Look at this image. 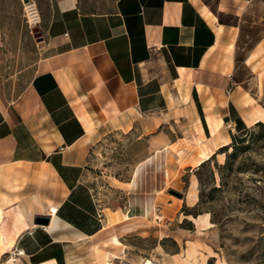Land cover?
<instances>
[{"label":"crops","instance_id":"obj_1","mask_svg":"<svg viewBox=\"0 0 264 264\" xmlns=\"http://www.w3.org/2000/svg\"><path fill=\"white\" fill-rule=\"evenodd\" d=\"M259 4L113 0L109 8L92 11L83 8L82 0L48 1L35 27L40 37L26 67L29 80L16 93L0 85L4 243L19 229L12 246L0 245V264L10 258L12 264H95L90 245L78 249L77 243L91 240L103 227L120 239L138 230L137 223L150 214L149 202L115 211V221L108 224L105 217L107 224L89 234L71 238L64 232L68 223L59 211L104 132L133 133L141 125L168 146L199 141L211 148L217 139L230 143L236 127L254 124L250 113L264 112L255 106L264 96ZM4 46L0 26V56ZM239 67L244 78H237ZM209 119L218 124L215 134ZM174 127L179 136L173 137ZM220 149L214 148V155ZM52 207L58 209L54 227L34 223L37 215L49 216Z\"/></svg>","mask_w":264,"mask_h":264},{"label":"rangeland","instance_id":"obj_2","mask_svg":"<svg viewBox=\"0 0 264 264\" xmlns=\"http://www.w3.org/2000/svg\"><path fill=\"white\" fill-rule=\"evenodd\" d=\"M27 1L35 4L41 15L49 0H0V26L5 40L0 85L12 93L29 80L30 70L26 67L32 63L34 43L40 37L35 27H28L24 7ZM260 1L256 12L263 25L264 0ZM112 2L82 0V6L100 11ZM16 69H20L18 75L10 77V71ZM238 72L237 78H244L242 67ZM255 106L264 110V96ZM262 123L245 129L236 127L229 145L202 166L197 165L204 145L199 141L168 146L167 141L147 135L141 125L133 133L104 132L92 144L85 172L59 211L68 223L65 234L71 238L89 234L105 226L103 219L115 211L135 206L140 209L149 202L150 214L143 215L135 233L123 239L117 236L120 244L111 242L116 237L109 234L112 228L103 227L91 240L77 243V248L87 249L89 244L96 253L95 264H141L144 259L162 264H264ZM173 131V137L180 135L179 128ZM164 146L168 150H162ZM147 158L151 160L146 162ZM138 166L141 169L135 174ZM193 191L197 195L194 204L189 197ZM206 213L207 222L193 220Z\"/></svg>","mask_w":264,"mask_h":264},{"label":"bare ground","instance_id":"obj_3","mask_svg":"<svg viewBox=\"0 0 264 264\" xmlns=\"http://www.w3.org/2000/svg\"><path fill=\"white\" fill-rule=\"evenodd\" d=\"M33 3L31 2V1H29V2H26V3H24V7H25V10L27 11V12H29L30 13V10H32L33 9ZM250 120H249V123H251V122H254V124H256L257 122H264V112H259V111H256V112H252V113H250ZM263 119V120H259V119ZM258 119V120H257ZM209 123H210V128H211V131L215 134L216 133V131H217V129H218V124H217V122H215V121H212L211 119H209ZM253 124V125H254ZM212 143H213V147H211V148H209V147H207V146H205V147H203L202 149H201V151L199 152V159H198V161H197V165H200L201 163H203L204 161H206V160H208V159H210L213 155H214V152H213V149L215 148H221V147H224V146H228L229 145V142H227V139H217V140H215L214 142L212 141ZM160 152L159 151H157L156 152V154H155V156H157L158 154H159ZM221 156L223 155V154H220ZM151 159L150 158H147L145 161L146 162H149ZM140 169H141V166H138V168L136 169V171H135V174H138L139 173V171H140ZM189 197L192 199V204H194L195 203V201L197 200V195H196V193L193 191V192H190L189 193ZM0 213H1V211H0ZM51 215V214H50ZM49 215V216H50ZM205 216L203 217V218H200V217H202V216H199L198 218H193V220H195V221H200V220H203V221H206L207 222V219H208V214L206 213V214H204ZM53 217H52V219H51V224H50V226H41V227H43L44 229H51L52 227H54L55 226V221H56V215L54 214V215H52ZM17 217H18V219H20V217H21V215H20V213L18 212L17 213ZM108 218V220H107V223L109 224V223H111V222H113L114 221V216L113 215H108L107 216ZM208 224L209 225H211V223L210 222H208ZM18 232H19V229L17 230H15L14 232H13V235H11L9 238H8V240L6 241V243H4V241H3V238L1 237V235H0V245H2V244H5L7 247H10V246H12L13 245V242H14V238H15V236L18 234ZM111 242L113 243V244H115V245H117V244H120V241L116 238V237H113L112 239H111ZM114 258H117L116 256L114 257ZM13 258H10V259H8V261H7V264H12V262H13ZM53 263V261L52 262H47V263H43V264H52ZM106 264H113V263H111L110 261L109 262H107ZM141 264H162V263H159V262H157V261H155V260H152V259H144L143 260V262L141 263Z\"/></svg>","mask_w":264,"mask_h":264},{"label":"built area","instance_id":"obj_4","mask_svg":"<svg viewBox=\"0 0 264 264\" xmlns=\"http://www.w3.org/2000/svg\"><path fill=\"white\" fill-rule=\"evenodd\" d=\"M33 9L30 10V13L26 11V20H27V24H28V27L32 28L33 27H37L38 24L40 23V15H39V12L35 6V4H33ZM57 208L56 207H52L50 208V216L52 217V215L56 214L57 213ZM13 255H15L16 253H12ZM17 254H19V252H17Z\"/></svg>","mask_w":264,"mask_h":264},{"label":"water","instance_id":"obj_5","mask_svg":"<svg viewBox=\"0 0 264 264\" xmlns=\"http://www.w3.org/2000/svg\"><path fill=\"white\" fill-rule=\"evenodd\" d=\"M28 2V1H27ZM179 196H181V194L178 193ZM50 217L46 216V215H37L34 218V223L37 225H41V226H48L50 223ZM122 264H128L123 262Z\"/></svg>","mask_w":264,"mask_h":264},{"label":"trees","instance_id":"obj_6","mask_svg":"<svg viewBox=\"0 0 264 264\" xmlns=\"http://www.w3.org/2000/svg\"><path fill=\"white\" fill-rule=\"evenodd\" d=\"M263 123L260 121V122H257L255 125H262ZM224 147H227V146H224ZM224 147H222L221 149H223ZM214 156V155H213ZM209 160V159H208ZM205 163V161L203 163L200 164V166H202L203 164Z\"/></svg>","mask_w":264,"mask_h":264}]
</instances>
